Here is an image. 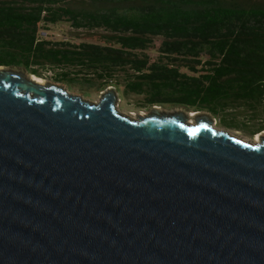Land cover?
<instances>
[{
  "label": "water",
  "instance_id": "obj_1",
  "mask_svg": "<svg viewBox=\"0 0 264 264\" xmlns=\"http://www.w3.org/2000/svg\"><path fill=\"white\" fill-rule=\"evenodd\" d=\"M5 68L0 264H264V134L134 118Z\"/></svg>",
  "mask_w": 264,
  "mask_h": 264
},
{
  "label": "trees",
  "instance_id": "obj_2",
  "mask_svg": "<svg viewBox=\"0 0 264 264\" xmlns=\"http://www.w3.org/2000/svg\"><path fill=\"white\" fill-rule=\"evenodd\" d=\"M68 24L79 43L38 41ZM264 132V0H0V67Z\"/></svg>",
  "mask_w": 264,
  "mask_h": 264
},
{
  "label": "rangeland",
  "instance_id": "obj_3",
  "mask_svg": "<svg viewBox=\"0 0 264 264\" xmlns=\"http://www.w3.org/2000/svg\"><path fill=\"white\" fill-rule=\"evenodd\" d=\"M49 32L48 41L50 42H70V43H79L80 39L85 38L86 35L78 34L75 35L76 37H73V35L70 33L71 28L68 24H60L57 26L49 27V29H46ZM6 71H14L16 73H23L24 76L30 75L27 73L23 68H11L7 67L5 68ZM56 73H58L57 69L50 68L45 69L41 72L43 75V79L46 81V84L51 85H59L63 89H65L70 94L80 96L86 101L90 102H98L100 98L107 94L108 92H112L116 95L117 98V105L118 110L122 113L131 115L134 118L139 117H147L152 114H159V115H182L184 116L189 122L196 123L199 119H208L213 122V125L218 129H225L224 127L218 125V120L214 119L208 112L205 111H199V112H190L189 110L183 108V107H174V106H165L160 107L156 106L153 108H140L137 103L136 98H125L122 96V94H119L114 87H109L103 91H99L98 88L91 89L88 85L84 84L83 82L79 81L78 79L71 78L70 76H60L58 81L56 82ZM51 74V75H47ZM232 134L244 138V139H255L249 137L243 132L225 129ZM264 134V132L260 133ZM258 134V135H260Z\"/></svg>",
  "mask_w": 264,
  "mask_h": 264
},
{
  "label": "bare ground",
  "instance_id": "obj_4",
  "mask_svg": "<svg viewBox=\"0 0 264 264\" xmlns=\"http://www.w3.org/2000/svg\"><path fill=\"white\" fill-rule=\"evenodd\" d=\"M32 80H34V82L41 84V85H46V81L43 78L37 77V76H32L31 77ZM146 117V116H145ZM260 136L257 135L256 138L254 139L256 142H260Z\"/></svg>",
  "mask_w": 264,
  "mask_h": 264
},
{
  "label": "built area",
  "instance_id": "obj_5",
  "mask_svg": "<svg viewBox=\"0 0 264 264\" xmlns=\"http://www.w3.org/2000/svg\"><path fill=\"white\" fill-rule=\"evenodd\" d=\"M48 37H49V32L46 29H42L39 31L38 41H44L48 39ZM47 75H51V74H47Z\"/></svg>",
  "mask_w": 264,
  "mask_h": 264
}]
</instances>
